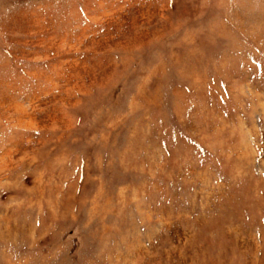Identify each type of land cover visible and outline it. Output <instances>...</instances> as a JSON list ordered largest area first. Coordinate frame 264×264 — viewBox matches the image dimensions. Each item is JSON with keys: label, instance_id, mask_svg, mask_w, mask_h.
Wrapping results in <instances>:
<instances>
[{"label": "rangeland", "instance_id": "rangeland-1", "mask_svg": "<svg viewBox=\"0 0 264 264\" xmlns=\"http://www.w3.org/2000/svg\"><path fill=\"white\" fill-rule=\"evenodd\" d=\"M0 264H264V0H0Z\"/></svg>", "mask_w": 264, "mask_h": 264}]
</instances>
